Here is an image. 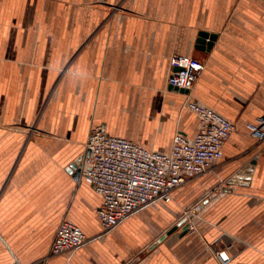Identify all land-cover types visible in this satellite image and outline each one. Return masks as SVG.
I'll return each instance as SVG.
<instances>
[{
    "label": "crops",
    "instance_id": "0c3cea01",
    "mask_svg": "<svg viewBox=\"0 0 264 264\" xmlns=\"http://www.w3.org/2000/svg\"><path fill=\"white\" fill-rule=\"evenodd\" d=\"M176 55L206 65L190 96L169 90ZM189 99L235 125L224 158L105 233L103 197L71 167L92 128L168 154L200 132ZM261 120L264 0H0V264H264ZM65 221L90 242L52 256Z\"/></svg>",
    "mask_w": 264,
    "mask_h": 264
},
{
    "label": "built area",
    "instance_id": "2783aa9c",
    "mask_svg": "<svg viewBox=\"0 0 264 264\" xmlns=\"http://www.w3.org/2000/svg\"><path fill=\"white\" fill-rule=\"evenodd\" d=\"M176 68L181 70L175 72ZM205 68V63L196 58L173 56L168 84L188 91L190 96ZM185 108L198 116L200 132L192 141L177 132L168 154L149 151L133 141L111 136L102 126L92 128L81 168L95 191L103 197L97 216L105 233L155 203L170 201L173 192L190 178L208 173L224 158V149L235 132V125L191 99ZM250 132L253 138L264 142V120L251 125ZM200 209L196 206L184 214L191 229L194 228L192 215ZM89 242L78 225L65 221L58 229L51 255L76 252ZM217 256L223 264L230 261L225 253Z\"/></svg>",
    "mask_w": 264,
    "mask_h": 264
},
{
    "label": "water",
    "instance_id": "95a60500",
    "mask_svg": "<svg viewBox=\"0 0 264 264\" xmlns=\"http://www.w3.org/2000/svg\"><path fill=\"white\" fill-rule=\"evenodd\" d=\"M217 38H218V36L216 34H210L208 32H201L200 35H199V39H198L196 48L199 49V50H202V51H207V50L210 51V50L213 49V47L215 45V42L217 41ZM180 70H181L180 68H176L175 72H178ZM169 90L175 91V92H180V93H183V94H189L188 91L180 90L178 88H174L173 86H169ZM83 158L84 157L81 156L80 158H78L71 165L72 169L76 171V175H75L76 178H79L81 176V174H82V168L81 167H82ZM179 228H182V230H183V234L182 235H185V234H187L190 231L191 224L188 222L187 219H183L178 224V226H176L175 228L170 230L167 235L173 234ZM164 238H162L161 241H163Z\"/></svg>",
    "mask_w": 264,
    "mask_h": 264
},
{
    "label": "rangeland",
    "instance_id": "374dc122",
    "mask_svg": "<svg viewBox=\"0 0 264 264\" xmlns=\"http://www.w3.org/2000/svg\"><path fill=\"white\" fill-rule=\"evenodd\" d=\"M197 59V58H196ZM199 60V59H198ZM192 210V209H191ZM185 212H190V210H185L184 212H183V216H184V214H185Z\"/></svg>",
    "mask_w": 264,
    "mask_h": 264
}]
</instances>
